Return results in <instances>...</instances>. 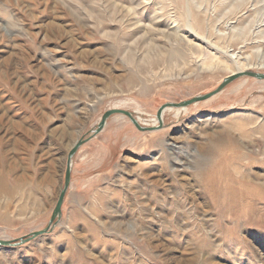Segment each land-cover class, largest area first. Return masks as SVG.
<instances>
[{
    "label": "rangeland",
    "instance_id": "rangeland-1",
    "mask_svg": "<svg viewBox=\"0 0 264 264\" xmlns=\"http://www.w3.org/2000/svg\"><path fill=\"white\" fill-rule=\"evenodd\" d=\"M239 65L264 73V0H0V239L47 228L106 111L157 127ZM162 119L110 117L0 264H264V80Z\"/></svg>",
    "mask_w": 264,
    "mask_h": 264
},
{
    "label": "water",
    "instance_id": "water-1",
    "mask_svg": "<svg viewBox=\"0 0 264 264\" xmlns=\"http://www.w3.org/2000/svg\"><path fill=\"white\" fill-rule=\"evenodd\" d=\"M242 77H250V78H254V79L263 81L264 80V73L255 72V71L239 72V73H236L234 75L226 77L224 79V81L219 85V87L216 90H214L208 94L198 96V97H194L192 99H189V100H186V101H183L180 103H166V104H164L162 107H160V109L157 112V119H158V124H159L157 127L156 126H152V127L142 126L140 124L139 119L136 116H134V114L132 112H129V111H126L123 109H109L108 111H106L104 113L102 120L99 123L97 129L95 130L94 134L88 139H80L69 151L68 158H67V168H66L65 177H64L63 189L60 192L57 204L55 206V209L53 211L50 223L47 226V228H45L44 230L33 232L30 235L23 237L19 240H3V239H0V247H11V246L19 245V244L29 243V242L37 239L38 237L49 234L52 231V229L59 223V221L62 218V213H63L62 207H63L67 192H68V190L70 188V184H71L73 158L77 154V152L79 151L81 146H83L86 142H88L93 137H95L96 135H98L100 132L103 131V129L106 126L107 121L110 117H112L114 115H118V114L124 115L130 119V121L134 124V126L138 130L144 131V132L155 131V130L160 129L163 126L164 123H163L162 115L167 108L183 109V108L189 107L190 105H194L198 102L210 99V98L214 97L215 95L219 94L220 92H222L223 90H225V88L228 85H230L231 83H233L234 81H236L237 79H240Z\"/></svg>",
    "mask_w": 264,
    "mask_h": 264
},
{
    "label": "bare ground",
    "instance_id": "bare-ground-1",
    "mask_svg": "<svg viewBox=\"0 0 264 264\" xmlns=\"http://www.w3.org/2000/svg\"><path fill=\"white\" fill-rule=\"evenodd\" d=\"M173 31H175L174 33V35H175V37L177 38V39H181L186 45H193L192 43H194V40L192 39V34L190 33V32H188V31H183V30H181V28L180 27H176ZM179 34H181V35H179ZM182 36V37H181ZM189 47H192V46H189ZM198 47V46H197ZM238 61H240V60H238ZM242 70H245V68H244V66H242V65H239L238 66V68L234 71V72H236V73H239V71H241L242 72ZM236 73H234V74H236ZM234 74H232V75H234ZM259 81H261V80H259ZM208 100V99H207ZM184 109H186V108H184ZM180 112V111H179ZM57 204V203H56Z\"/></svg>",
    "mask_w": 264,
    "mask_h": 264
}]
</instances>
